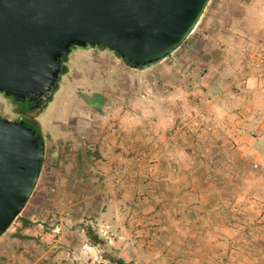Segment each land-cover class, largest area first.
<instances>
[{"label": "rangeland", "instance_id": "rangeland-1", "mask_svg": "<svg viewBox=\"0 0 264 264\" xmlns=\"http://www.w3.org/2000/svg\"><path fill=\"white\" fill-rule=\"evenodd\" d=\"M263 36L264 0H210L188 40L148 69L110 49L72 64L85 49L74 47L34 113L58 103L65 125L42 130L43 170L0 237V264H112L87 227L140 264H264V75L245 66ZM102 78L112 82L82 85ZM18 110L0 92V117ZM22 218L28 239L16 236Z\"/></svg>", "mask_w": 264, "mask_h": 264}, {"label": "water", "instance_id": "water-1", "mask_svg": "<svg viewBox=\"0 0 264 264\" xmlns=\"http://www.w3.org/2000/svg\"><path fill=\"white\" fill-rule=\"evenodd\" d=\"M210 0H0V92L25 110L52 98L73 47L103 45L133 68L165 60ZM41 134L0 117V237L29 201L45 161Z\"/></svg>", "mask_w": 264, "mask_h": 264}, {"label": "trees", "instance_id": "trees-1", "mask_svg": "<svg viewBox=\"0 0 264 264\" xmlns=\"http://www.w3.org/2000/svg\"><path fill=\"white\" fill-rule=\"evenodd\" d=\"M76 47V46H74ZM73 47V48H74ZM100 48L103 49H108L107 47L100 45L98 46ZM118 55V54H117ZM120 57V55H118ZM69 56H63L62 57V62L65 65V70L60 74V81L62 79V76L67 74L69 72V67L68 65L65 63L66 60L68 59ZM124 62H126L128 65H130V63L127 60H124ZM131 66V65H130ZM60 89V82L57 85V90L56 92ZM54 96L50 99H48L47 101L43 102L37 109L35 110H25L24 108H22V106L19 103L14 102L15 104H17L19 106V110L18 112L23 114L22 119L24 120L25 124H27L28 126H30L31 128H33L36 132L41 134V142L45 143V137H44V133L42 131V126L40 124V122L38 121V119L36 118V115H34L35 112H42V110L44 108H46L49 103L53 100ZM22 222V227L20 229L17 230L16 236L19 238H30L29 235H22V228H26L28 226L32 225V222L22 218L21 219ZM87 234L90 237V239L92 240V242L95 245L101 244L103 245V258L107 259L109 262H111L112 264H140L137 263L135 261H127L126 259H124L123 257L115 254L111 249H109L108 244L106 243V241L101 238L99 236L98 233H96L94 231V229H92V227H87Z\"/></svg>", "mask_w": 264, "mask_h": 264}, {"label": "crops", "instance_id": "crops-1", "mask_svg": "<svg viewBox=\"0 0 264 264\" xmlns=\"http://www.w3.org/2000/svg\"><path fill=\"white\" fill-rule=\"evenodd\" d=\"M92 54L93 56H95L94 59H100L101 57H105L108 58L110 57L112 59V55H110L107 51H105V49L100 48V47H91L89 49V47L83 49V50H76L74 51L73 55H72V64L76 62L77 57L78 58H83L86 55ZM80 60H78L79 62ZM110 82H112V80L109 79H88L86 81H84L82 83V85L85 86H93V85H107ZM66 91V90H65ZM68 91V90H67ZM58 92V91H57ZM56 93V92H55ZM64 95V92H63ZM56 102V101H55ZM55 104L58 103H53L51 104L47 110L43 113H41L37 119L40 122L41 126H42V130L45 131L47 134L56 136L57 135V130H60V125H65L63 124L61 121L62 120H66L65 116L63 115V113H60V108L55 107ZM44 133V132H43Z\"/></svg>", "mask_w": 264, "mask_h": 264}, {"label": "built area", "instance_id": "built-area-1", "mask_svg": "<svg viewBox=\"0 0 264 264\" xmlns=\"http://www.w3.org/2000/svg\"><path fill=\"white\" fill-rule=\"evenodd\" d=\"M245 66L247 73L251 75H264V36L256 45V47L250 52Z\"/></svg>", "mask_w": 264, "mask_h": 264}, {"label": "flooded vegetation", "instance_id": "flooded-vegetation-1", "mask_svg": "<svg viewBox=\"0 0 264 264\" xmlns=\"http://www.w3.org/2000/svg\"><path fill=\"white\" fill-rule=\"evenodd\" d=\"M20 119H22V117Z\"/></svg>", "mask_w": 264, "mask_h": 264}]
</instances>
